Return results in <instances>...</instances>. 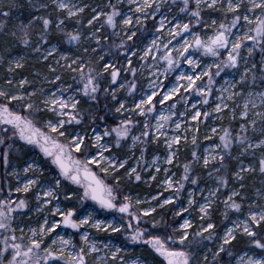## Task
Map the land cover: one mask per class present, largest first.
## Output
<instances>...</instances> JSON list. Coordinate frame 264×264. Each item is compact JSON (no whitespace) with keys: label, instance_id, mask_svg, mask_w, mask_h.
I'll list each match as a JSON object with an SVG mask.
<instances>
[{"label":"snow or ice","instance_id":"1","mask_svg":"<svg viewBox=\"0 0 264 264\" xmlns=\"http://www.w3.org/2000/svg\"><path fill=\"white\" fill-rule=\"evenodd\" d=\"M26 3L28 15L14 17L13 10L24 4L0 0V68L5 72L0 84V144H7L0 157L6 174L18 178L9 159L18 138L39 149L48 174L36 160L26 161L22 168L24 181L14 191H34L35 205L27 198L11 199V188L0 198V264H88V257L99 253L104 255H95L96 264H146L139 257L126 261L123 248L99 242L86 229L105 234L127 231L128 239L163 258L157 264H264V186L256 189L254 198L242 195L250 175L264 177V0ZM173 8L178 14L169 18ZM65 43L74 47L64 48ZM205 57L213 62L204 64ZM159 61L165 65L163 73ZM183 64L190 74L180 71L175 83L165 87L159 76L167 79ZM29 66L37 70L26 75ZM145 67L155 68L149 71L155 79H148L147 91L138 82ZM226 76L232 79L215 87L216 78ZM193 93L198 97L195 103L190 102ZM101 96L113 107L105 115H91ZM161 96V105L173 98L175 102L152 124L146 117L156 111L153 99ZM177 104L185 111H178ZM206 106L210 110L201 111ZM117 116L115 126L107 124ZM213 117L227 118L228 126L209 128L204 139L210 146L192 150L182 165L183 174L175 179L171 166L179 159L181 145L190 139L193 148L198 147L201 118ZM85 120L91 122L88 127ZM160 172L164 178L158 187L170 193L167 197L158 192L150 200L133 202L125 194L128 184L151 186ZM201 181L212 186L200 189L203 203L188 192L187 207L173 213L182 219L178 227L175 221L154 219L145 220L147 228L140 227L142 218L151 217L157 208L175 205L186 182L199 186ZM222 190L227 192L223 199ZM152 202L155 206L135 210ZM62 203L74 206L65 209ZM219 204L220 215L228 221L222 235L212 222ZM33 207L36 213L47 209L49 214L35 227L24 225L22 217ZM193 207L198 209V228L184 218ZM113 212L126 215L128 223L101 218ZM58 229L74 231L69 235ZM75 235L79 244L73 242ZM213 241L214 250L205 247ZM240 244L247 251L237 255Z\"/></svg>","mask_w":264,"mask_h":264},{"label":"rangeland","instance_id":"2","mask_svg":"<svg viewBox=\"0 0 264 264\" xmlns=\"http://www.w3.org/2000/svg\"><path fill=\"white\" fill-rule=\"evenodd\" d=\"M20 1H21V3L24 4V7L21 8L19 11L16 10V12H15V10H13L12 15L14 17L16 15H22L24 17H26L28 15V6H27V3H26V0H4L5 3H12V2L20 3ZM113 2L115 3L116 0H113ZM125 7H127V4H125ZM177 14H178V10L176 8H173L172 12L169 14V18H171V16L177 15ZM180 15L183 16V14H180ZM151 27H152V25L149 24V28H151ZM208 34L210 35L211 33L209 32ZM116 42H118V41H116ZM71 47H74V45L67 44V43H65V45H64V48H71ZM197 56L199 57V53H197ZM119 59H120L121 63L124 62L122 57H120ZM256 59H259L258 55L256 56ZM133 61H134V65H135L136 61H137V58L133 57ZM212 62H213V60H212L211 57L203 58V63L204 64H208V63H212ZM151 63H152L151 60L147 61V64L150 65ZM157 67H159L160 72L163 73V69L165 67L163 61H159L157 63ZM36 70H37L36 67L29 66V67H27L24 70V73L27 75V74L35 72ZM149 71H155V68L149 69V68L145 67L144 74H143L142 77L139 78V81H138L143 86L144 90H146V91L148 90V79H155V77H149ZM180 71H183V72H185L187 74H190L189 66L186 65V64H183L174 73H168L167 74L168 75L167 79L165 78V76L163 74H161L159 76V79L163 82L165 87H171L175 83V76L179 75ZM4 74H5L4 69L0 68V84L3 83ZM222 76H223V74H222ZM29 78H32V77L29 76ZM65 79H67V80H69V82H71L69 77H65ZM216 79L218 80V84L215 87H219L220 84H223L224 79H232V77L231 76H226V77H223V78H219L218 77ZM206 82H207V78L204 79L203 83H206ZM197 83L200 84L202 82L198 81ZM30 90L31 89H29V91ZM163 90L164 89H159L158 91H163ZM139 95H140V92L138 91L137 92V96H139ZM161 98H162V96L153 99V103H155V105H156V111L154 113L150 114L148 117H146L150 121V123H152V124H155L154 117L156 115H159L160 112H164L165 114H168V108H169L170 104L175 102V98H173L172 101H166L165 104L161 105V104L158 103V99H161ZM196 99H198V97H196L195 94L193 93L190 96V102L191 103H195ZM129 104H131V101H129ZM102 105H103L104 110L106 112H107L108 108L113 107V105L111 103L106 102L104 100L103 96H101L100 104L99 105H93L91 107V109H90L91 115L100 116L101 115V111H102L100 109V107ZM84 108H86V109L89 108V105L85 104ZM177 110L181 111V112L185 111V109L181 106V104H177ZM206 110H210V109L207 106L204 107V108H201V111H206ZM188 111H189V113L192 112V109H191L190 105H189ZM119 119H120V117H118V116L115 119H108L107 124L110 125V126H115V123H117ZM133 119L139 120V119H144V118H141V117H138V116H133ZM173 119H176V117H173ZM186 122H188V121L186 120ZM223 122H224V124H228L229 123L227 118H225L223 121L217 120L214 117L210 118V119H208L206 121L203 120V118H201V123L199 125L200 133L198 134V145L199 146L196 147V148H193V146L191 145L190 139H189V143L186 146L183 145V144L181 145V151L179 153V159H178V161L175 162V164L173 166H171V171L176 173L175 179L178 180L180 178V176L183 174L182 165H183V163H185L190 158V153H191L192 150H196L198 152H201L204 147H209L210 146L209 145V141H206L204 139V135L206 134L207 130L209 128H211V127L219 128V126L217 124L218 123L223 124ZM90 123H91L90 120H85V122H84L85 127H88V125ZM97 123L99 124L100 130H103L104 124L102 122H99V121ZM194 124H195V122H192L193 126H194ZM93 126H95V125H93ZM139 130L140 129H137L136 131L138 132ZM89 133H90V130H89ZM172 134L173 133L170 130L169 131V135H172ZM190 135L191 134H189V136ZM14 139H15V143H16V140H18V138H14ZM0 145H2V144H0ZM6 148H7V144L3 147V150L0 149V154H2L3 151ZM33 148L34 149H32L29 152V154H30L29 157L32 158V159H38L39 161L43 160L44 163H46L45 159L42 156V154L39 153V149L35 148V147H33ZM27 152H28V150H27ZM25 153H26V151L24 152V154ZM181 153H182V156H181ZM163 154H164V149H163L162 144H161L160 155L163 156ZM148 159L149 160L151 159V155L148 156ZM1 160H2V157H1ZM26 161L27 160H25V162ZM248 162L249 161H245V163H248ZM2 163H3V161H2ZM24 163L23 164L21 163L18 166H16L15 164L11 163V165L14 166L16 171L19 173V177L18 178L16 176H8L6 174L5 168L2 170L3 176H1L2 180L0 181V187L2 186V181H3V184L5 186H7L8 188L13 189V191L11 192V199H13V200L19 199V197L17 196V193L14 191V189L17 186L22 185V183L24 181V174L22 172V168L25 166ZM177 165H180V166L178 167ZM43 167L45 168V170H47L48 169V164L46 163V165L45 166L43 165ZM7 171H9V172L12 171V168L10 167ZM197 172L201 176H204L206 178V173L200 172L199 168H197ZM143 176H144L145 180L148 179V174L147 173H144ZM257 177H258V174L250 175L248 177V178H250V181H249L248 185L246 186L247 191L242 193V195L248 196V197H253V198L255 197L256 189H259L262 186H264V179L263 178L262 179H259V178L256 179ZM163 178H164V173L160 172V173L157 174V180L152 182L151 186H149L148 184H145V183H140V182L128 184L127 188H126V191H125V194L131 195L132 198H133V202H135V200L137 198H139L141 201H144L146 199L150 200L151 196L157 195L158 192H164L163 188H159L158 187L160 181L163 180ZM18 180H19V184H18ZM255 180H256V182H255ZM135 184H137L139 186L140 190H136V191L129 190V188L132 185H135ZM210 186H212L210 182L208 184H205L203 181H201L199 186H193L190 183L186 182L185 183V188L182 189L181 192L178 195L176 204L175 205L165 206L164 209L157 208V211L152 214V215H154V217L152 219H149V221L151 222V220H153V219L156 220V221H161V220L167 221V222L175 221L176 223L174 224V226L178 227V224L182 223V219L180 217H174L173 213L176 212V211H179L181 206L187 207L188 192L190 190L193 191L195 193V199L198 201V203H203V200L200 197V189L201 188H205V187H210ZM250 186H253V187L257 186V187L254 188L252 191L248 192V190H250L249 189ZM30 193L32 194V200H31L32 204L35 205L34 191L30 192ZM0 194H1L0 198H2L3 196H6V195H3L2 193H0ZM169 194H170L169 192H164V197H167ZM172 194L175 195V193H172ZM18 195L22 197L24 194L18 193ZM205 195H207L206 192H205ZM245 203H247V201H245ZM149 206H155V202H152L151 205L142 203L135 210L139 211V210H142V209L147 208ZM215 207H218L219 211H216ZM222 211H223V204H219L217 206H214V210L212 212V222L216 223L219 226V234H221V235L223 234L224 226L226 224H228V221H224L222 216L220 215V212H222ZM47 213L49 214V211L46 209L44 214H47ZM37 214H40V213H36L35 212V208L33 207V211L28 214V215L31 216V219H29V217H27V216L22 217L23 224L27 225V226H32V227L37 226V221H40V219L38 218L39 216H37ZM41 216H42L41 217V220H42L44 215L41 214ZM218 216H219V218H218ZM164 217H166V218H164ZM101 218L103 219V218H106V217L105 216L104 217L101 216ZM184 218H190L192 220V222H193V227L194 228H198L200 226L201 222L199 220L198 209L196 207L191 208L189 213L184 214ZM231 218H232V220H236L237 219V215H231ZM107 219L110 220V218H107ZM120 220L121 219H119V218L116 219L117 222H120ZM27 222H28V224H27ZM133 226L135 227V222L134 221H133ZM140 227L141 228H147L143 218L141 220ZM86 230H88L93 235V237L95 239H97L99 242H103V243H109L110 242L113 245H116V246H119V247L123 248L124 249V253H123L124 255H127V253H130L131 257L125 258L126 261H130L132 259H136L137 257L140 258L141 255H139V252L141 250H142L141 252H144L143 250H145L147 248V246L143 245L142 243L132 242L130 239H128V232H122V233H119V234H115V233L105 234V233H102V232L101 233H96L95 230H93V229H86ZM25 232H27V227H25ZM58 232H60L61 234H64L62 229H61V231L59 230ZM105 236H107V237H105ZM75 239H77L78 243H80L79 235L76 238L73 239L74 243H76ZM215 243H216L215 241L206 242L205 247L206 248H212L214 250V244ZM242 246L245 249L242 250V251L240 250L239 252H237V255H242V254H244L245 251H247V247L244 244H242ZM95 255H100L102 257L104 254L103 253H99V254H93L92 256H89L90 260L94 264H96L95 259H94ZM202 255H203V253H201V256ZM150 258L151 257H149L147 259H150ZM162 259L163 258H160V260H162ZM149 264H153V263L149 262ZM164 264H166V262H164ZM233 264H235L234 261H233Z\"/></svg>","mask_w":264,"mask_h":264},{"label":"flooded vegetation","instance_id":"3","mask_svg":"<svg viewBox=\"0 0 264 264\" xmlns=\"http://www.w3.org/2000/svg\"><path fill=\"white\" fill-rule=\"evenodd\" d=\"M6 144H2V145H0V149H2L3 150V147L5 146ZM34 146H29V145H26L25 144V142L24 141H22V140H16V143L14 144V146H13V151H11L10 152V155H9V159H10V162L11 163H13V164H15L16 166H18V165H20L21 163L23 164L24 162H25V160H27V162H31V161H33V160H36V161H38V162H40L42 165H46V163H44V161L43 160H41V161H39L38 159H32V158H30L29 157V152L32 150V149H34L33 148ZM28 150V152H26L25 154H24V152L25 151H27ZM25 164V163H24ZM4 169V166H3V163H2V160H1V157H0V181L2 180V178H1V176H3V172H2V170ZM48 173H47V170H46V172H45V175H47ZM1 187H3V189H4V192L2 193L3 195H8V187L7 186H5L4 184H3V181H2V186ZM1 195V194H0ZM17 196L19 197V198H27V199H29L30 201L32 200V194L31 193H28V194H24L22 197L21 196H19L18 195V193H17ZM88 203H92V202H88ZM72 206H74V205H72V204H68V203H62L61 204V207H63V208H65V209H67L68 207H72ZM136 209V208H135ZM49 211V210H48ZM45 212V211H44ZM44 212H41L40 214H37V216H39L38 218L41 220V214H43V215H46V214H44ZM48 214V213H47ZM27 217H29L30 215H26ZM106 217V218H110V220L111 219H113L114 217L117 219V218H119V219H121L122 221H123V223L126 225L127 223H128V217L127 216H123V217H121V214H119V213H117V212H113V213H104V215H103V217ZM37 218V219H38ZM57 219H59V217H57ZM120 220V221H121ZM27 224H28V222H27ZM146 227H148V225H146ZM61 231V229H58L57 231ZM62 231L65 233V232H67L69 235H71L72 233H73V231L74 230H72V229H67V230H64V229H62ZM122 232H127V231H124V230H122L121 231V233ZM156 234H159V233H156ZM17 235H19V233H17ZM162 235V234H161ZM78 235H75V236H73V239L74 238H76ZM105 237H107V236H105ZM75 241H76V243H78V241H77V239H75ZM79 244V243H78ZM147 249L149 250V252L151 253V257L152 256H156L153 252H152V250L147 246ZM142 251V250H141ZM139 252V255H141V257L140 258H142V260L144 261V262H146V264H149V262H151V263H153V264H157V261L158 260H160V258H154V257H152V258H150V259H147L148 257H145L144 255H143V253L146 251V249L145 250H143L144 252ZM124 257L125 258H128V257H131V255H130V253H127V255H124ZM157 257V256H156ZM88 264H94L91 260H90V258L88 257Z\"/></svg>","mask_w":264,"mask_h":264},{"label":"trees","instance_id":"4","mask_svg":"<svg viewBox=\"0 0 264 264\" xmlns=\"http://www.w3.org/2000/svg\"><path fill=\"white\" fill-rule=\"evenodd\" d=\"M20 3H21V1H20ZM15 12H16V10H15ZM205 19L206 20H210V17L207 15V14H205ZM100 109L102 110L101 111V115H105V113H106V111L104 110V107H103V105L100 107ZM100 115V116H101ZM108 121V120H107ZM219 127H221V126H228V124H224V122H223V124H221V123H218L217 124ZM27 152V151H26ZM181 156H182V153H181ZM264 179V177H262V176H260L259 174H258V177L256 178V179ZM249 181H250V178H248L247 179V183H246V186L248 185V183H249ZM255 182H256V180H255ZM257 187V186H256ZM255 186L253 187V186H250L249 187V189L250 190H248V192H250V191H252L254 188H256ZM129 190H132V191H136V190H140V188H139V186L137 185V184H135V185H132L130 188H129ZM222 192H223V195L221 196V199H223L224 198V195H226L227 194V192H224V190H222ZM249 194V193H248ZM160 212V211H159ZM163 214V213H162ZM163 216V215H162ZM154 217V215H152L151 217H148V218H143L144 219V221L145 220H147L148 222H150L149 221V219H152ZM164 218H166V217H164ZM218 218H219V216H218ZM145 225H148L147 223H145ZM155 234L156 233H159V234H162V233H160V232H154ZM153 233V234H154ZM113 236V235H112ZM239 239V238H238ZM245 248L242 246V244H240V245H238V247H237V249H236V251L237 252H239L240 250L242 251V250H244ZM143 255L145 256V257H151V253L149 252V250L146 248V251L143 253ZM152 257H154V256H152ZM151 257V258H152ZM154 258H157L156 256L154 257Z\"/></svg>","mask_w":264,"mask_h":264}]
</instances>
